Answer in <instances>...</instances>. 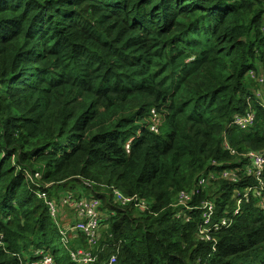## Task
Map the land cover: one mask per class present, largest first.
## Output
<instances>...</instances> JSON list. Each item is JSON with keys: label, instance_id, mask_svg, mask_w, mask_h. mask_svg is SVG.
<instances>
[{"label": "trees", "instance_id": "16d2710c", "mask_svg": "<svg viewBox=\"0 0 264 264\" xmlns=\"http://www.w3.org/2000/svg\"><path fill=\"white\" fill-rule=\"evenodd\" d=\"M250 71L264 74V0H0V264L38 249L78 264L77 248L96 264H264V208L233 197L258 184L243 154L264 153ZM210 173L190 212L174 205ZM87 197L106 224L93 248L64 220ZM205 199L231 218L215 243L196 238Z\"/></svg>", "mask_w": 264, "mask_h": 264}, {"label": "built area", "instance_id": "2783aa9c", "mask_svg": "<svg viewBox=\"0 0 264 264\" xmlns=\"http://www.w3.org/2000/svg\"><path fill=\"white\" fill-rule=\"evenodd\" d=\"M252 78H254L260 87L256 92V98L259 101L261 107L264 110V74L257 73L254 74L253 71L249 73ZM156 120V119H155ZM255 121V114L251 111L246 112L243 115L236 114L234 115L230 126L245 129L248 126L252 125ZM152 129L157 131V120ZM224 146L231 153L234 151L231 150L227 141H225ZM244 157L247 158V164L244 167V174L254 177L257 179L258 184L254 187H246L241 191H238L233 194L234 199L236 198V204H240L243 198L248 197L249 193L254 191L256 196L259 198L258 205L264 208V185L262 182V175L264 174V153L259 151L249 150L243 154ZM214 163V162H213ZM238 172L236 170L226 169L224 170L220 176L226 178L227 180L236 182ZM216 174H204L201 175L194 189L188 191H180L177 197V201L174 204L175 206L182 207L185 211L190 212L192 210V206L189 204L194 195L199 194L202 189L206 187L209 180L216 178ZM89 184V183H87ZM115 199L119 201L121 204L128 203L130 201H136L137 205L140 206L141 209H146L145 201L138 200L136 197H125L118 191L114 192ZM71 201V196L68 195L67 199L63 202ZM46 203L49 207L50 214L52 217L56 216V207L51 201H47ZM101 201L94 197L80 198L77 201L71 203L75 210V215L78 220L71 227L75 230L82 232L88 240V243L91 248L95 245L98 240V230L102 223V214L99 210ZM198 209L201 210L202 221L198 226L196 232V238L201 241L213 242L215 243V238L212 233L222 229L227 228L231 224V218L222 217L220 220H214L215 216V203L212 200L205 199L201 201L198 206ZM238 206L234 210V214L238 213ZM177 217H180V213L177 214ZM186 220H189V217H185ZM70 228V229H71ZM68 231V230H67ZM67 231H62L63 235H66ZM70 258L72 261L78 264H96L97 263V254L92 250L77 248L76 250H69ZM34 255L38 258L36 261L30 262V264H55L54 259L49 253L44 252L41 249H38L34 252ZM117 262V252L112 253L109 259L104 262V264H116Z\"/></svg>", "mask_w": 264, "mask_h": 264}, {"label": "rangeland", "instance_id": "374dc122", "mask_svg": "<svg viewBox=\"0 0 264 264\" xmlns=\"http://www.w3.org/2000/svg\"><path fill=\"white\" fill-rule=\"evenodd\" d=\"M68 212V214H66L65 216H64V220L66 221H68V220H70V219H74L75 218V214H74V212H70V211H66V213ZM70 212V213H69ZM104 212V211H103ZM70 215V216H69ZM69 218H68V217ZM106 228V224H104V223H101V226H100V233L101 232H103V230ZM57 243H58V245L60 246V248H62V251L64 252L65 251V244L63 243V241H62V239H58L57 241H56ZM30 264V263H29Z\"/></svg>", "mask_w": 264, "mask_h": 264}]
</instances>
